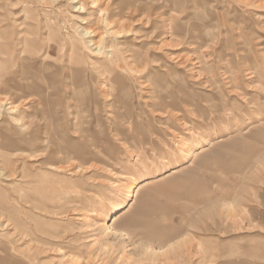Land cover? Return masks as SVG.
Instances as JSON below:
<instances>
[{"label":"rangeland","instance_id":"obj_1","mask_svg":"<svg viewBox=\"0 0 264 264\" xmlns=\"http://www.w3.org/2000/svg\"><path fill=\"white\" fill-rule=\"evenodd\" d=\"M19 56L0 264H264V0H0V100Z\"/></svg>","mask_w":264,"mask_h":264},{"label":"bare ground","instance_id":"obj_2","mask_svg":"<svg viewBox=\"0 0 264 264\" xmlns=\"http://www.w3.org/2000/svg\"><path fill=\"white\" fill-rule=\"evenodd\" d=\"M87 35H88L87 31H81L80 38L81 39H83V38L85 39ZM90 42L91 41L85 42L86 48L88 50L92 51L91 47L95 46L94 50H96L97 52L100 53V51H101L100 45H97L95 43L90 45ZM52 51H54V47H49L48 48V52H52ZM112 55H113V59H115L116 61H119L118 60L119 58L117 59L115 54H112ZM24 61H25V59L22 58V56H19L16 59V61H15L16 64L19 65V69L13 73V75L10 77L9 80L6 79V80H4V83H2L3 87L1 88V92H2L1 94L3 95V99L0 100V109L2 107V103H4V102H6L7 104L10 105V107L8 109L14 110L15 108L13 106H18L20 104L18 102H20L22 98H26L28 96L29 97L30 96H35L37 99H39L41 97H44L45 94H46L45 93L46 89L49 90L50 88H52L53 83H55V79H54L55 75L53 73H50V72L45 73L43 75V77L41 79H39L37 76H35L33 73H31V71H29V70L27 71V69H25L26 67L24 65L25 64ZM41 64L44 65L43 62H41ZM47 67L49 69L52 68L51 65H47ZM49 69L47 71H49ZM66 70L68 71L67 72L68 78L70 80L74 81L73 79H74L75 75L79 74V72L71 70L69 68H66ZM60 72H63L62 68H61ZM64 74H66V73H64ZM80 75H81V73H80ZM60 77L62 78L61 74H60ZM30 80L34 81V85L33 86L28 84V81H30ZM74 82H75L74 84L77 86V88H78V86L80 84H76V83H82V82H78V81H74ZM80 86H83V85H80ZM65 88H67L66 84H65V87H63L62 89L61 88H59V89H61V90L64 89L65 90ZM78 90H79V88H78ZM1 114H0V116L2 117ZM40 119H42L44 121V116L41 115ZM46 127L47 126H45V128ZM19 133H21L20 134L21 136H19L18 138H14L13 140L5 138V140H10V141H13L11 143H18V144H20L22 142H27L28 137L25 136V134L22 133V132H19ZM17 150H20V149H17ZM136 187H137V185L131 186L130 189L128 190V193H132L134 191L133 189H135ZM129 203H130V206H129V208H130L133 205V200H131ZM122 207L123 206L120 203H117V204L113 205L112 209H111V212H112L111 216L110 217L106 216V217L103 218V221H102V223L100 225V229L103 230V232L105 234H108L109 232H111L110 228L107 227L108 221L112 220V223L115 222L116 221V218H115L116 213L120 209H122Z\"/></svg>","mask_w":264,"mask_h":264}]
</instances>
